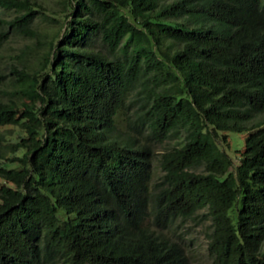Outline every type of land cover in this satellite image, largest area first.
I'll return each mask as SVG.
<instances>
[{"label":"trees","instance_id":"16d2710c","mask_svg":"<svg viewBox=\"0 0 264 264\" xmlns=\"http://www.w3.org/2000/svg\"><path fill=\"white\" fill-rule=\"evenodd\" d=\"M53 2L62 21L0 0V50L34 41L0 100V264H190L158 230L201 209L212 264H264V0ZM133 99L146 143L112 135ZM179 130L150 189L148 142ZM229 132H244L235 160Z\"/></svg>","mask_w":264,"mask_h":264},{"label":"rangeland","instance_id":"374dc122","mask_svg":"<svg viewBox=\"0 0 264 264\" xmlns=\"http://www.w3.org/2000/svg\"><path fill=\"white\" fill-rule=\"evenodd\" d=\"M30 1L40 3L43 7L49 8V15L59 18L60 21L63 20L64 13L61 11L59 6L55 5L53 0ZM32 8L35 9L37 12L35 15L40 16L38 14L41 12L40 6ZM52 8L57 11L56 14H52ZM12 14L13 13L11 11L2 12V16L4 18H9L10 16H12ZM46 21L41 26L39 24V29L41 31H46V33H50L57 29L58 23H47ZM58 40L59 39L56 38V41ZM24 43L33 44L34 41L23 36L11 35L0 50V69L4 73V84L0 87V89L3 90L0 91V100H5L9 98V96H11L10 92L12 91L13 82L9 80V64L13 63L18 68L22 66L23 61H21L20 57L22 55L21 47ZM23 59L25 60L24 62L29 65L36 64L37 62V58L34 53H25L23 55ZM133 95L134 93L131 91L130 95L125 101H128L130 97L132 99ZM139 104L140 101L133 99L131 100L130 104L129 102H127L124 107H120L114 114L113 119L116 130L115 133H112V135L116 140L122 142L126 138L129 139L134 137L136 138V141H138V143H146L144 141V137H142L141 135H137L135 133L136 131L131 130L128 125V121H130L132 124L136 123L138 125L139 120L137 118V114H139V112H142V110L138 109ZM263 114H256L252 119V123L260 120ZM141 132L143 133V129H141ZM18 134H21V132L18 130L17 127H13L11 129L10 134H8L6 137L7 141L14 142L17 139ZM243 134L244 132H229L227 135H225L226 143L222 142V147L224 148L226 146L225 150L227 149L230 152V157L234 158V160L236 154H238V151H235V149L241 150L242 148L241 140L243 138ZM183 136L184 132L182 130H179L176 134H174L173 132L170 133L167 138H165L161 143H155L149 140L148 144L151 145V148L154 153L152 156L151 163V176L148 183L150 189L152 185H154L159 180L162 174V171L160 170L158 164L159 154L167 148L177 146L182 143ZM200 168L201 167L198 166L197 168H195V170L199 171ZM143 224L148 225L150 229H153L155 232H157V230L154 229V226L151 225L149 218H146ZM158 231H160L161 235L165 238L177 241L179 243L190 264H212L211 257L206 251L207 234L210 231V220L209 217L205 214L204 209L199 210L198 214L195 216L188 218H177L166 228Z\"/></svg>","mask_w":264,"mask_h":264}]
</instances>
